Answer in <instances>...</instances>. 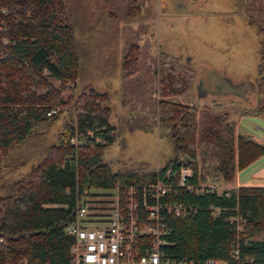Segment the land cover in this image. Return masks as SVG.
<instances>
[{
	"label": "trees",
	"instance_id": "trees-1",
	"mask_svg": "<svg viewBox=\"0 0 264 264\" xmlns=\"http://www.w3.org/2000/svg\"><path fill=\"white\" fill-rule=\"evenodd\" d=\"M138 7L136 0H127L125 13L134 15ZM158 52L159 92L180 98L157 102L158 119L168 128L173 155L158 169L115 171L104 158L115 138L105 104L108 93L87 85L76 95L61 96L64 88L76 87L79 67L66 0H0V168L11 147L26 140L37 126L57 119L58 112L47 115L52 107L64 104L74 112L73 116L68 113L56 142L43 157L0 196V264H70L72 237L64 232V225L73 219L81 194L128 183L148 184L157 178L171 184L163 199L186 209L184 216L163 214L168 227L166 256L264 264V238L245 240L264 231V186L221 192L216 188L232 182L236 170L262 156L264 144L236 134L235 123L225 120L229 112L222 103L212 101L201 109L186 103L193 68L177 55ZM258 53L257 99L252 108L240 110L244 115L264 116V48ZM138 55L139 44H130L121 62L124 75L135 73ZM47 75L58 80L59 86ZM73 135L84 144H70ZM180 166L192 170L185 185L212 183L215 187L195 193L179 186L174 173ZM168 167L171 173L165 176Z\"/></svg>",
	"mask_w": 264,
	"mask_h": 264
},
{
	"label": "rangeland",
	"instance_id": "rangeland-1",
	"mask_svg": "<svg viewBox=\"0 0 264 264\" xmlns=\"http://www.w3.org/2000/svg\"><path fill=\"white\" fill-rule=\"evenodd\" d=\"M175 3L176 9L167 10L162 0H136L137 12L127 15V0H66L79 67L76 87L64 88L61 96L66 99L70 94L76 95L87 85L108 93L105 104L110 108L109 120L115 127V138L106 148L104 158L115 171L153 166L158 169L173 155L168 128L158 119L157 102L163 98H180L159 92V50L177 55L193 68L190 100L186 103H193L198 109L212 101L222 103L229 112L225 120L235 123L234 130L236 124L240 125L239 131L244 129V124L249 131H253V123L264 126L260 121L264 119L262 114L240 113L242 109L252 108L257 99L254 83L258 52L264 48V0L250 3L175 0ZM134 43L139 44L137 68L134 74L124 75L122 57ZM116 59L120 60V68ZM95 69L101 72L96 73ZM212 69L223 71L235 83L245 81L251 88L244 98L231 93L218 94L225 93L223 84H219L216 94H211L205 90L203 79ZM47 78L59 86L58 80L49 75ZM56 107L58 117L54 122L37 126L26 140L11 147L0 168V196L56 142L68 113L74 115L64 104ZM243 116L259 119H251V123ZM258 133L257 137L264 140V131ZM232 182L217 185V190L231 188L228 184ZM263 238L264 231H259L245 240Z\"/></svg>",
	"mask_w": 264,
	"mask_h": 264
},
{
	"label": "built area",
	"instance_id": "built-area-1",
	"mask_svg": "<svg viewBox=\"0 0 264 264\" xmlns=\"http://www.w3.org/2000/svg\"><path fill=\"white\" fill-rule=\"evenodd\" d=\"M56 108L52 107L47 115L56 112ZM69 143L78 146L84 141L73 135ZM170 173L168 167L165 176ZM191 174L189 166H180L174 173L176 183L184 186ZM185 186L202 193L209 185ZM170 190V183L157 178L148 184L128 183L81 194L73 219L64 225V232L72 237L70 264H225L221 259L194 262L165 255L163 246L168 227L163 214L173 212L184 216L186 213L182 205L163 199Z\"/></svg>",
	"mask_w": 264,
	"mask_h": 264
},
{
	"label": "crops",
	"instance_id": "crops-1",
	"mask_svg": "<svg viewBox=\"0 0 264 264\" xmlns=\"http://www.w3.org/2000/svg\"><path fill=\"white\" fill-rule=\"evenodd\" d=\"M162 6L163 7H167V10H172V9H176V3L175 0H162ZM180 8L182 7H177V9L180 10ZM186 10V8H185ZM117 63L118 68H120V60L116 59L115 60ZM95 68H98L97 66H95ZM100 69V68H99ZM99 69H95L96 73H100L101 70ZM223 72V71H222ZM104 73V72H102ZM224 73V72H223ZM121 76L122 73H121ZM126 77H124L125 79ZM215 77H206L203 80V84L204 86H207V84H209L210 82L213 83ZM234 82V81H233ZM123 82H121L122 84ZM120 84V85H121ZM119 85V86H120ZM105 87H108L107 84H105ZM207 89V87H206ZM222 95H227V94H222ZM245 117V116H243ZM248 117V118H246ZM245 118L248 119V121H250L252 123V120L255 121L254 119H259L256 116H246ZM263 125H264V119L260 120ZM249 124V122H248ZM240 126V125H239ZM239 126H235V133L236 134H246V135H250V137H252L254 140L260 142V143H264V140L260 137H257L258 134L260 136V133H258L259 131H264V126L262 127L261 125H257L255 123H253V131H249V128L244 124V129H242V131H239L238 129ZM228 187H238V186H264V154L260 157H258L257 159H255L253 162H251L250 164H248L246 167L236 170L235 173V177L232 183L228 184Z\"/></svg>",
	"mask_w": 264,
	"mask_h": 264
},
{
	"label": "water",
	"instance_id": "water-1",
	"mask_svg": "<svg viewBox=\"0 0 264 264\" xmlns=\"http://www.w3.org/2000/svg\"><path fill=\"white\" fill-rule=\"evenodd\" d=\"M206 77H215L214 80H213V83L210 82V84L214 88H217L219 86V84H221V83L224 85L223 92H225V93H220V94H229V93H231V94H234V95H241V92H239V89H238V85L232 84V81L228 77H226L222 71H214L212 69L211 71H209L208 74H206L204 76V78H206ZM211 89L212 88H210V85L207 84V89H205V90H209L208 92H210ZM216 91L217 90H214L213 93H215Z\"/></svg>",
	"mask_w": 264,
	"mask_h": 264
},
{
	"label": "flooded vegetation",
	"instance_id": "flooded-vegetation-1",
	"mask_svg": "<svg viewBox=\"0 0 264 264\" xmlns=\"http://www.w3.org/2000/svg\"><path fill=\"white\" fill-rule=\"evenodd\" d=\"M217 71H220V70H217ZM225 76H226V75H225ZM226 77H227V76H226ZM230 80H231V79H230ZM231 81H232V80H231ZM221 84H222V83H221ZM232 84L238 85L239 92H241V95H238V96H240V97H242V98L245 97L247 90H248L249 88H251V87H249V86L247 85V83H246L245 81H241V82H238V83H235V82L232 81ZM209 85H210V88H212L211 91H210L209 93L212 94L214 90H219L217 86H216L217 88H214V87H212V85H211L210 83H209ZM214 94H216V93H214ZM219 94H220V93H219Z\"/></svg>",
	"mask_w": 264,
	"mask_h": 264
}]
</instances>
